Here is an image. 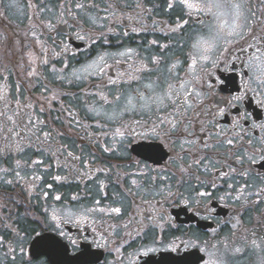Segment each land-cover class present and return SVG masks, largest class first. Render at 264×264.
<instances>
[{
	"label": "flooded vegetation",
	"instance_id": "af4514ba",
	"mask_svg": "<svg viewBox=\"0 0 264 264\" xmlns=\"http://www.w3.org/2000/svg\"><path fill=\"white\" fill-rule=\"evenodd\" d=\"M244 12L261 35L264 0H245ZM201 21L216 23L180 0H0V264H176L187 253L169 246L187 245L192 229L211 245L242 249L231 264H261L264 86L244 65L264 53V40L239 41L243 54L233 45L226 62L198 65L185 91ZM129 48L130 58L116 55ZM98 52L113 54L103 72L76 80ZM168 84L180 92L175 104L144 111L134 100L137 109L115 121L88 111H122L127 96H161ZM117 95L119 104L104 102ZM85 209L95 210L81 220ZM149 247L157 251L143 255ZM212 251L199 253L201 264Z\"/></svg>",
	"mask_w": 264,
	"mask_h": 264
},
{
	"label": "snow or ice",
	"instance_id": "6c2138e0",
	"mask_svg": "<svg viewBox=\"0 0 264 264\" xmlns=\"http://www.w3.org/2000/svg\"><path fill=\"white\" fill-rule=\"evenodd\" d=\"M181 4L189 9V14H191L193 11L197 13V15L201 13H207L211 17H213L216 21L215 25H203V22L201 21V29H200V35H198L195 42L192 44V48L194 50V55L191 57V66L189 68V76L191 79L186 80L184 85H181L180 87L183 88L185 91L186 85L191 84L194 81L198 80V77L196 76L197 72V66L198 65H204L205 63H211L213 67L216 66V63L218 62L219 57H224V61L226 62L229 57L224 56V53L227 52L231 54L232 52V46L236 45L238 50L241 54L245 51L243 47L239 46V41H244L245 44L248 43L249 39L254 40L255 42H259L260 40H264V32L261 33V35L257 36L255 32L249 27L248 23V17L245 15L244 12V2L245 0H180ZM172 5L170 4L169 7ZM77 9H83L85 7L82 3H77L75 5ZM106 18V17H105ZM62 24H67V21H60ZM49 27H53L52 25H49ZM111 31V29H109ZM135 31V29H134ZM124 36H127V33H124ZM77 39L83 41L85 37L83 35H77ZM101 40V43L105 46H111L109 44V41L107 38L101 34V37L99 38ZM92 44L96 43V40L91 41ZM155 43V41H153ZM119 46V45H116ZM255 44H249L248 47H254ZM166 47V46H165ZM133 49L129 48L126 49L123 52H119L116 55L120 56H127L131 57L133 53ZM257 53H260V49H256ZM113 55L112 53L108 52H98L95 59H93L90 63L82 65L79 69L74 70L73 76L76 78V80H87L89 75L96 76L99 73L103 72V66H106L105 58L107 56ZM261 55H264L262 53ZM261 55L254 54L253 56L248 58V62L244 65L245 68H247L249 71L253 72V79L255 82L261 86H264V61L261 60ZM236 59H239V57H236ZM47 63V61H44ZM159 61L154 58V63H158ZM174 67V66H173ZM137 71H140L138 69ZM150 71V70H149ZM258 73V75L256 74ZM130 80H139L140 77L138 76H129ZM71 83V81H69ZM108 83L115 84L116 81L109 80ZM249 82H245L243 85V88L245 90V93L248 90ZM145 88L152 90V85L147 84L144 85ZM176 96L177 98L180 97V92L175 91V87L172 84H168L167 90L163 93L161 96H152V97H145L143 94L137 92V97L127 96L126 97V103L122 111H117L115 108L111 113H98L94 108H89V112H93L96 115L103 114L108 121H115L119 119V117L123 114V112L127 111H134L137 109V103H134V100H138L139 102V109L147 111L150 109V106L152 104H156L157 106H162L164 103V100L167 99L171 103L175 104L176 101L173 99V96ZM190 95V93L188 94ZM185 100L187 99V96L183 97ZM243 98V96H236L233 97L235 101H239ZM122 97L120 95H117L114 97L113 101H108L106 98L104 99V102L112 105V104H119ZM174 126V124H173ZM256 127L264 128V124L262 125H256ZM48 135L47 133L45 134ZM117 135H123V133H120L119 130H117ZM227 143L229 145L232 144V140H228ZM108 149H106L107 151ZM56 180H61L62 178L57 176L55 177ZM8 183H11L9 181ZM135 183V181H133ZM212 187H215V183L212 182ZM49 188H51V185H48ZM261 191H264L262 189ZM171 195V194H170ZM251 195V194H250ZM259 195V193H257ZM44 196L47 197L48 193L45 192ZM199 197H206L209 196V193L207 192H199ZM57 201H60L62 198L61 196L57 195L55 197ZM72 199L74 201L79 200V196H73ZM239 199V197H237ZM183 204H188L190 201L185 199L180 201ZM257 203L260 201H256ZM245 204H247V201H245ZM95 209H85L79 213V217L81 220H86L87 214L91 211H94ZM100 211H103V209H99ZM114 213H120V208H114L111 210ZM47 209L44 210L45 219L47 220L48 217L46 215ZM72 213L69 211L67 213V216L69 218L72 217ZM194 215H198V213H194ZM51 219L53 221L60 219V217L56 214L55 210L53 211V214L51 216ZM153 226H155L156 217L150 218ZM170 223V222H169ZM235 227V225H233ZM34 230V229H33ZM192 231V240L187 245L181 243L180 245H170L169 251L171 252H179L180 248H184L185 252L187 253L186 256H181L177 259L176 264H201L202 261H204V257L202 255H199V253L208 252V249L211 247L215 249V251L209 252L210 259L204 264H231V257L234 256L237 253H240L242 249L235 248V249H229V245L227 241L223 242V248L221 249L217 245H211L208 241H202L200 239V235L198 232H196L194 229ZM213 232H215V229H213ZM60 235L63 236L64 233L60 232ZM255 235V233H253ZM204 244V247H201V244ZM72 244L75 245V241H72ZM253 247H256V241H252ZM52 246L59 251L60 245L59 241L52 242ZM21 253L24 252V249H20ZM116 252H119L120 249L116 248ZM157 251L154 247L147 248L146 251L143 252V255H148L149 252ZM82 257H85L87 259H91L94 254L89 253L87 251H84L81 253ZM28 264H31V261L28 262ZM38 264H48L47 260L39 261ZM261 264H264V260L261 261Z\"/></svg>",
	"mask_w": 264,
	"mask_h": 264
}]
</instances>
